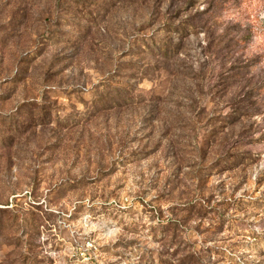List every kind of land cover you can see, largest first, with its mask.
I'll list each match as a JSON object with an SVG mask.
<instances>
[{
    "label": "rangeland",
    "instance_id": "rangeland-1",
    "mask_svg": "<svg viewBox=\"0 0 264 264\" xmlns=\"http://www.w3.org/2000/svg\"><path fill=\"white\" fill-rule=\"evenodd\" d=\"M0 264H264V0H0Z\"/></svg>",
    "mask_w": 264,
    "mask_h": 264
}]
</instances>
